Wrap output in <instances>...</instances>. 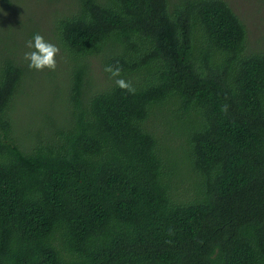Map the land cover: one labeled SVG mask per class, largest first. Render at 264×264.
Instances as JSON below:
<instances>
[{
    "label": "trees",
    "instance_id": "16d2710c",
    "mask_svg": "<svg viewBox=\"0 0 264 264\" xmlns=\"http://www.w3.org/2000/svg\"><path fill=\"white\" fill-rule=\"evenodd\" d=\"M45 2L0 32V264H264V44L225 0Z\"/></svg>",
    "mask_w": 264,
    "mask_h": 264
},
{
    "label": "rangeland",
    "instance_id": "374dc122",
    "mask_svg": "<svg viewBox=\"0 0 264 264\" xmlns=\"http://www.w3.org/2000/svg\"><path fill=\"white\" fill-rule=\"evenodd\" d=\"M46 0H0V32H6L9 35V30H11L12 35L17 31L21 22L25 21L26 16L31 14V16L36 17L34 21L42 20L45 23L46 20H50V17L45 15L42 16V12L48 8ZM229 3L231 8L236 12V14L245 22L248 30V41L250 47L260 48L264 44V0H225ZM42 16L44 19H41ZM47 70V69H46ZM37 89L25 90L22 94L24 98V103L18 105L17 109L21 111V116L29 112L26 109V105L36 98L45 101L52 100L54 94H57V90L49 87L48 81L41 80ZM39 108V107H37ZM43 107L39 108L42 109ZM157 125V123H155ZM159 136H163V141L166 145L174 151L173 159L180 157V137L176 134L164 135L162 126L157 125L155 129ZM183 172L185 170L183 169Z\"/></svg>",
    "mask_w": 264,
    "mask_h": 264
},
{
    "label": "clouds",
    "instance_id": "9594fccd",
    "mask_svg": "<svg viewBox=\"0 0 264 264\" xmlns=\"http://www.w3.org/2000/svg\"><path fill=\"white\" fill-rule=\"evenodd\" d=\"M26 47L32 49L30 52L24 54V59L29 61L28 67L36 71H44L48 69L50 71H56L57 69V59L60 49L45 40V38L36 33L33 35L32 39L26 42ZM105 71L111 74V77L115 80L116 85L127 90L129 93L134 94L135 89L132 85L121 77V68L119 66L112 67L107 66Z\"/></svg>",
    "mask_w": 264,
    "mask_h": 264
}]
</instances>
